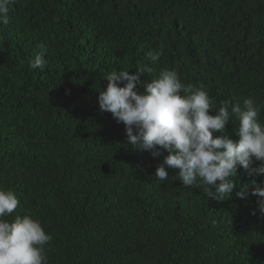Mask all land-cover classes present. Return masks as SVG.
<instances>
[{"label": "trees", "instance_id": "trees-1", "mask_svg": "<svg viewBox=\"0 0 264 264\" xmlns=\"http://www.w3.org/2000/svg\"><path fill=\"white\" fill-rule=\"evenodd\" d=\"M41 42L47 64L30 69ZM137 64L153 69L142 81L174 69L203 84L214 107L264 104V0H16L0 23V187L21 201L13 218L31 212L52 235L48 264H264L258 197L236 196L264 175L238 168L220 199L178 169L160 182L163 156L134 150L100 110L107 74ZM237 126L214 136L238 141Z\"/></svg>", "mask_w": 264, "mask_h": 264}, {"label": "clouds", "instance_id": "clouds-1", "mask_svg": "<svg viewBox=\"0 0 264 264\" xmlns=\"http://www.w3.org/2000/svg\"><path fill=\"white\" fill-rule=\"evenodd\" d=\"M16 0H0V23L7 25ZM29 61L30 69L43 70L47 64L44 42ZM147 59H161L163 48L149 51ZM137 72L111 71L104 78L106 90L99 92L102 112H110L125 126L127 144L134 150L148 151L153 158L163 156L154 177L169 178L168 169H178L185 186L203 189L209 199L225 198L236 187L234 178L242 167L249 177L264 175V122L260 115L264 104L249 96L243 101H221L214 107L205 86L182 83L174 69L152 74L148 64H137ZM122 82L124 83L121 86ZM138 85L143 92L137 90ZM215 110V114H210ZM238 121V141L224 133L232 119ZM168 155H163L164 152ZM260 162L258 166H254ZM258 197V211L264 214V185H243L236 193L240 199ZM16 192L0 187V264H48L47 250L53 237L31 212L13 213L20 205ZM256 214V210L253 211Z\"/></svg>", "mask_w": 264, "mask_h": 264}]
</instances>
